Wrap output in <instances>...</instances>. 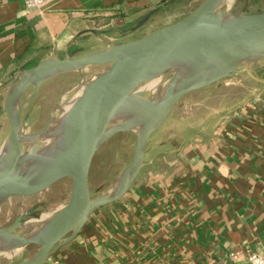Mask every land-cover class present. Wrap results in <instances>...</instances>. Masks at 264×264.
Returning <instances> with one entry per match:
<instances>
[{"label": "crops", "instance_id": "0c3cea01", "mask_svg": "<svg viewBox=\"0 0 264 264\" xmlns=\"http://www.w3.org/2000/svg\"><path fill=\"white\" fill-rule=\"evenodd\" d=\"M163 1H0V147L17 71L85 36L92 50L132 40L131 28ZM186 97L150 136L124 197L96 209L45 264L242 263L264 252V81L242 72Z\"/></svg>", "mask_w": 264, "mask_h": 264}, {"label": "water", "instance_id": "95a60500", "mask_svg": "<svg viewBox=\"0 0 264 264\" xmlns=\"http://www.w3.org/2000/svg\"><path fill=\"white\" fill-rule=\"evenodd\" d=\"M224 1L202 0L184 18L139 38L79 55L73 50L55 53L17 71L4 100L10 131L0 147V205L14 196L41 193L64 178L71 179V191L67 203L46 218H38V203L0 227V253L11 259L38 246L31 257L6 264H45L96 209L122 199L146 163L150 136L187 94L235 80L242 72L264 81V11H247L251 0L239 10ZM151 15L145 14L131 30ZM92 65L108 67L71 91L78 92L62 116L56 118L60 102L44 128L25 132L31 118L29 113L23 117L24 106L41 84ZM157 76L164 86L138 100L137 88ZM30 87L34 91L24 97ZM129 131L136 133L129 162L114 181L93 193L90 171L96 152L114 135ZM33 158L36 164L24 169L22 160ZM33 216L38 218L33 228L16 233Z\"/></svg>", "mask_w": 264, "mask_h": 264}, {"label": "rangeland", "instance_id": "374dc122", "mask_svg": "<svg viewBox=\"0 0 264 264\" xmlns=\"http://www.w3.org/2000/svg\"><path fill=\"white\" fill-rule=\"evenodd\" d=\"M201 1L202 0H194L188 2L182 0L164 3L157 12L151 15L150 19L144 25L135 30H131L132 33L128 38H139L149 30H153L165 24L174 23L184 18ZM234 1L235 2H233L230 7L236 10L241 9V5L247 3H244L243 0ZM252 4L254 7L251 8V12L264 10V0ZM90 46L89 37L85 36L81 38L79 47L73 51L75 55H79L91 51L94 47ZM63 55H65V53H63ZM107 67L108 65H92L80 71L58 75L41 84L37 94L24 106L23 117L26 113H29L31 118L30 127L26 129L25 132H34L44 128L51 117L53 108H56L64 97H67L68 94L84 80H88L103 72ZM33 91L34 87H30L26 91L24 97L29 96ZM246 91H244L245 94ZM214 94L217 95L221 93H217L214 90L209 96H201V98H211V95ZM187 99H189V97L185 96L182 100ZM224 101H226V99H224ZM228 103L230 102L228 101ZM178 109L179 107H177L176 110ZM135 139L136 133L133 131L120 132L105 141L98 149L94 156L90 171V183L93 193H96L99 188H105L118 177L119 173L132 156ZM70 191L71 179L64 178L48 190L36 195L25 197L14 196L6 200L0 205V227L11 224L18 214L24 213L27 209L38 203L42 204L37 207L39 211L38 218H46L67 203ZM33 218L38 220L35 216H33ZM37 249V245H31L16 254L12 259L9 254L0 253V264H6L10 260H13L14 263L21 262L31 257Z\"/></svg>", "mask_w": 264, "mask_h": 264}, {"label": "bare ground", "instance_id": "6f19581e", "mask_svg": "<svg viewBox=\"0 0 264 264\" xmlns=\"http://www.w3.org/2000/svg\"><path fill=\"white\" fill-rule=\"evenodd\" d=\"M232 2H233V0H225L224 1L226 6H230L232 4ZM163 86H164V84L162 83L160 77H158V76L148 80L145 84H142L141 86H139L137 88L138 100L144 101V100L150 98L151 94H154V92H156V91L158 92ZM77 92L78 91L75 90V91L71 92L70 95L63 98V100L61 101V103L57 107L56 118H59L60 116H62L64 111L70 105L71 101L75 98ZM36 162H37V158L36 159L33 158V159L22 160L21 163L23 164L24 169H30L29 165L31 164V167H33L36 164ZM36 222H37V220H35L33 217L25 219L22 222V224L19 226V229L17 230L16 233L22 234V233L28 232L29 230H31L33 228V226ZM6 254H9V253H6Z\"/></svg>", "mask_w": 264, "mask_h": 264}, {"label": "built area", "instance_id": "2783aa9c", "mask_svg": "<svg viewBox=\"0 0 264 264\" xmlns=\"http://www.w3.org/2000/svg\"><path fill=\"white\" fill-rule=\"evenodd\" d=\"M6 1V0H0ZM49 0H24L25 6L28 8L38 7ZM232 255H234L232 253ZM236 257V256H235ZM211 264H264V252H251L246 260L242 263H229L227 261L214 262Z\"/></svg>", "mask_w": 264, "mask_h": 264}, {"label": "trees", "instance_id": "16d2710c", "mask_svg": "<svg viewBox=\"0 0 264 264\" xmlns=\"http://www.w3.org/2000/svg\"><path fill=\"white\" fill-rule=\"evenodd\" d=\"M172 1L175 2V1H182V0H164L159 6H157L154 10L151 11L152 14L155 13V12H157V11L160 9V7H162V5H163L164 3H166V2L168 3V2H172ZM186 1H188V2H192V1H194V0H186ZM259 1H260V0H252L251 3H256V2L259 3ZM243 2L246 3L247 1L243 0ZM162 9H163V8H162ZM247 11H250L249 8H247ZM260 11H264V10H260ZM250 12H251V11H250Z\"/></svg>", "mask_w": 264, "mask_h": 264}]
</instances>
